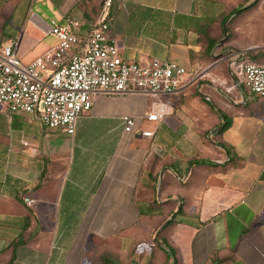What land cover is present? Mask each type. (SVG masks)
<instances>
[{"label":"crops","instance_id":"0c3cea01","mask_svg":"<svg viewBox=\"0 0 264 264\" xmlns=\"http://www.w3.org/2000/svg\"><path fill=\"white\" fill-rule=\"evenodd\" d=\"M103 1L0 0V46L29 63L54 23L85 39ZM255 1L113 0L122 57L188 75L166 96L96 94L73 135L0 105V264H264V97L242 82L254 47L227 42Z\"/></svg>","mask_w":264,"mask_h":264},{"label":"built area","instance_id":"2783aa9c","mask_svg":"<svg viewBox=\"0 0 264 264\" xmlns=\"http://www.w3.org/2000/svg\"><path fill=\"white\" fill-rule=\"evenodd\" d=\"M113 0H104L98 22L85 39L68 25L55 24L50 33L58 43L26 63L19 55V43L0 46V105L14 113L34 114L48 129L69 135L78 120L94 105L96 94L160 97L177 92L188 72L167 60L152 59L142 64L125 60L110 36ZM242 82L253 94L264 97V63L241 56ZM163 117L153 110L149 121ZM125 131L135 120L124 116ZM151 136V131H142ZM29 205L32 200L25 198Z\"/></svg>","mask_w":264,"mask_h":264},{"label":"rangeland","instance_id":"374dc122","mask_svg":"<svg viewBox=\"0 0 264 264\" xmlns=\"http://www.w3.org/2000/svg\"><path fill=\"white\" fill-rule=\"evenodd\" d=\"M244 6H239L244 8ZM234 15V14H233ZM232 16V15H231ZM240 23L239 29H235V26ZM227 42L232 44L241 45L244 49L249 47H254L248 52V56L252 58L255 62H260L264 60V43L263 46H256L257 44H252L251 41L255 39L256 35L264 34V0H258L257 5L248 11H243L240 14L234 16V19L228 25ZM50 41L56 40L53 37L49 38ZM242 44L244 46H242ZM240 48V49H242Z\"/></svg>","mask_w":264,"mask_h":264},{"label":"trees","instance_id":"16d2710c","mask_svg":"<svg viewBox=\"0 0 264 264\" xmlns=\"http://www.w3.org/2000/svg\"><path fill=\"white\" fill-rule=\"evenodd\" d=\"M257 1L258 0H256L252 5H250L249 7H254V6H256L257 5ZM249 7H247V9L249 8Z\"/></svg>","mask_w":264,"mask_h":264},{"label":"water","instance_id":"95a60500","mask_svg":"<svg viewBox=\"0 0 264 264\" xmlns=\"http://www.w3.org/2000/svg\"><path fill=\"white\" fill-rule=\"evenodd\" d=\"M225 34L227 33L226 26L224 27Z\"/></svg>","mask_w":264,"mask_h":264}]
</instances>
